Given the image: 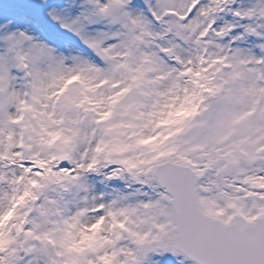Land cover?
<instances>
[{
	"label": "snow or ice",
	"instance_id": "obj_1",
	"mask_svg": "<svg viewBox=\"0 0 264 264\" xmlns=\"http://www.w3.org/2000/svg\"><path fill=\"white\" fill-rule=\"evenodd\" d=\"M0 264H264V0H0Z\"/></svg>",
	"mask_w": 264,
	"mask_h": 264
}]
</instances>
